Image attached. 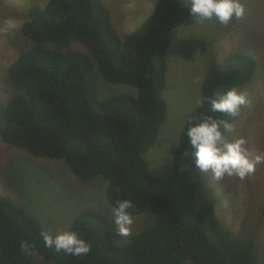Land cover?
Instances as JSON below:
<instances>
[{"label": "trees", "instance_id": "trees-1", "mask_svg": "<svg viewBox=\"0 0 264 264\" xmlns=\"http://www.w3.org/2000/svg\"><path fill=\"white\" fill-rule=\"evenodd\" d=\"M189 9V0H154L135 29L119 33L102 0H32L15 34L22 50L4 70L10 92L0 95V140L33 158L64 162L83 184L101 178L110 205L128 199L130 213L147 212L148 219L123 240L104 212L78 210L67 230L91 246L78 258L46 247L41 233H51L43 220L5 193L0 264H34L37 255L45 264H257L255 231L250 223L239 230L222 224L184 134L190 116L228 117L196 105L180 130L169 174L152 175L144 159L165 117L166 50ZM257 63L239 52L212 60L200 99L250 81ZM98 77L135 93L100 98ZM10 171L14 190L22 181L16 167ZM260 212L264 222V200Z\"/></svg>", "mask_w": 264, "mask_h": 264}, {"label": "rangeland", "instance_id": "rangeland-1", "mask_svg": "<svg viewBox=\"0 0 264 264\" xmlns=\"http://www.w3.org/2000/svg\"><path fill=\"white\" fill-rule=\"evenodd\" d=\"M36 1L43 5L47 0ZM102 1L109 8L112 25L119 33L135 29L154 5V0ZM31 2L0 0V95L4 97L10 92L4 70L22 50V43L15 34L26 19V10ZM243 3L244 15L233 18L227 26L215 18L199 20L189 15L176 28L165 56L166 84L162 92L166 103L165 117L154 144L144 153L152 175L161 177L171 171L180 130L201 97V83L209 64L229 53H250L257 59L258 66L250 81L235 88L247 94L250 104L232 120L234 131L226 135L229 139L242 136L248 141L250 152L264 153V0H243ZM23 45L28 43L23 42ZM103 80L101 77L97 79L100 98L135 93V88L130 85ZM13 167H16L22 181L14 190L12 184L15 179L10 171ZM106 184L101 178L83 184L64 162L33 158L24 150L8 147L0 140V195L12 193L15 201L30 211L29 214L34 216V213L43 220L46 230L52 235L67 230L82 208L99 210L112 220L113 206L105 199ZM201 189L210 190L216 196L217 213L224 226L239 230L243 223L251 224L258 244L257 264H264V222L260 212L264 200V163L258 164L255 172L243 180L227 175L217 180L207 172ZM146 214L132 215V231L147 221ZM130 236L122 239L129 240ZM41 259L39 255L35 256L34 264H45Z\"/></svg>", "mask_w": 264, "mask_h": 264}, {"label": "clouds", "instance_id": "clouds-1", "mask_svg": "<svg viewBox=\"0 0 264 264\" xmlns=\"http://www.w3.org/2000/svg\"><path fill=\"white\" fill-rule=\"evenodd\" d=\"M189 12L199 20L215 18L220 24L227 26L233 18L244 15L243 0H189ZM208 104L210 111L221 113L231 119H216L211 115L199 118L189 117L184 134L191 146L193 163L201 172H211L217 179L225 175L236 176L243 180L255 172L258 164L264 163V153L250 152L248 141L244 137L229 139L226 134L234 131L232 120L240 115L241 109L250 104L245 92L228 88L223 93L204 96L197 105ZM133 204L128 199L117 200L111 209L115 231L122 237L132 234L134 223L129 209ZM44 244L48 248L64 252L67 255L87 257L91 246L83 238L71 230H63L55 235L41 233Z\"/></svg>", "mask_w": 264, "mask_h": 264}]
</instances>
